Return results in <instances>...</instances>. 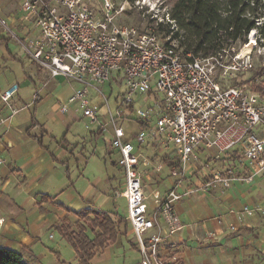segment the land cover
Segmentation results:
<instances>
[{"label":"built area","instance_id":"built-area-1","mask_svg":"<svg viewBox=\"0 0 264 264\" xmlns=\"http://www.w3.org/2000/svg\"><path fill=\"white\" fill-rule=\"evenodd\" d=\"M22 8L39 30L23 43L30 58L51 77L80 85L59 111L74 106L80 118L97 123L85 127L107 133L118 153L124 182L116 194L126 199L125 220L139 253L132 264H165V244L184 226L177 201L216 187L225 193L233 182L250 183L264 173V37L255 27L236 47L195 56L178 49L175 39L164 44L152 25L141 29L118 21L124 7L115 9L112 0H23ZM153 18L174 26L168 10ZM255 57L261 59L257 68ZM111 76L124 84L114 112L102 90ZM90 88L103 97L104 113ZM18 89L13 83L1 93L11 115L28 106L12 104ZM137 94L151 100L146 110L135 108ZM128 119L141 125L132 136L137 147L122 125ZM144 143L155 148L153 155L141 152ZM260 211L258 204H244L239 217Z\"/></svg>","mask_w":264,"mask_h":264},{"label":"crops","instance_id":"crops-1","mask_svg":"<svg viewBox=\"0 0 264 264\" xmlns=\"http://www.w3.org/2000/svg\"><path fill=\"white\" fill-rule=\"evenodd\" d=\"M22 4L23 0H0V247L14 249L31 264H38L32 250L37 236L30 214L34 213V222L42 221V224L53 227L65 218L74 222L77 216L73 211L101 208L92 201L91 186L88 192L77 194V170H71L69 159V154H73L70 141L63 138L53 144L52 134L45 129V118L38 116L35 108L30 111L27 106L11 115L10 107L1 99V93L13 83L19 84V80L33 83L35 101L42 97L38 88L41 84L46 86L49 78L58 79L59 84L76 83L61 76L51 77L30 58L23 43L36 38L39 30L33 18L25 16ZM41 76L44 82L36 83L35 80ZM19 90L20 86L12 100L14 106L25 104ZM71 120H76V117ZM90 133L95 139L102 134ZM159 184L164 189L167 180ZM229 189L232 192L224 198V193L216 187L176 202L175 207L184 226L165 244V253L169 256L167 261L177 260L178 264H262L256 256L261 253L264 260V248L259 250L264 243V212L239 217V210L244 204L254 206L256 203L264 208V173L256 175L250 183L235 181ZM42 195L63 207L49 200L41 201ZM234 196L238 199H233ZM40 201L41 207L46 209L44 213L37 211ZM230 224H234L236 229L231 230ZM128 226L126 222L125 236ZM211 232L213 235L209 236ZM50 237H53L52 233ZM130 244L137 250L134 242ZM55 264L71 263L58 258Z\"/></svg>","mask_w":264,"mask_h":264},{"label":"rangeland","instance_id":"rangeland-1","mask_svg":"<svg viewBox=\"0 0 264 264\" xmlns=\"http://www.w3.org/2000/svg\"><path fill=\"white\" fill-rule=\"evenodd\" d=\"M112 2L115 9H119L122 6L124 7V11L117 15L118 21L144 29L153 24H149V18L152 16L154 17L155 14L160 16L162 12L165 14L174 0H112ZM260 18H264V15ZM158 19L159 18H157V20ZM262 23H264V21H262ZM236 46H238V44L235 45V47ZM260 62L261 59L258 57L254 58L256 68ZM255 71L258 70L248 71L243 74L242 77L250 78L254 75ZM35 81L36 83L40 81V84L44 82L42 76ZM19 82V93L23 96L25 103L28 104L29 110L31 111L35 108L36 114L45 118V129L52 134L54 138L51 139L53 144L66 138L70 141L71 147L73 145V154L71 156L69 154V159L71 160V170H77V194L88 192L89 186H91L93 189L91 190V195H93L92 201L94 200L95 206L103 210L116 212L119 216L125 218L127 216L126 199L122 195L116 194V192L123 188V172L118 165V153L112 147L110 136L107 133H102L97 139L91 136L89 129H95L97 123L91 124L87 118L77 119L81 114L80 112L77 113L74 111V106H72L71 110L67 113H61L59 111V105L65 101L68 95L67 93L80 85L78 83L59 84L58 79L49 78L46 86L43 87L41 84L40 88H38L41 94L40 96L42 97L35 101V86L33 83L30 80H19ZM123 89L124 84H118L113 80L112 76L102 86L103 93L108 97V102L113 112L116 111V100L119 99V96L121 97ZM90 93L92 96L94 95L93 102L100 106V113H104L103 97L96 95L91 88ZM135 99V108L140 107L142 110H146L147 105L151 102V100L146 101L145 96L139 94L135 96ZM73 117H76V120H71ZM132 117H135V114L132 115ZM101 118L103 119L104 117ZM57 121H59V123H57ZM87 123H90L89 129L85 127ZM122 125L128 139L137 147L138 142L135 138H132V136L140 131V123L136 119H128L124 120ZM145 144L146 143L140 146L141 152L148 156L153 155L156 151L155 148ZM76 159L78 166L76 165ZM116 161L117 164H115ZM230 191V189L226 190L223 194V198L228 196ZM211 197H213V194H211ZM218 197H216V201H218ZM233 199L238 198L234 196ZM239 201L241 202V200ZM244 202L245 201H242V203ZM225 205H228V203H225ZM37 211L44 213L46 209L40 210L38 208ZM29 219L33 224L35 223L34 228L37 241L32 250L34 257H37L36 261L38 264H55L58 258L75 264L76 259L72 247L61 237L56 228L50 227L49 224L46 223L42 224V221L34 222V213L30 214ZM126 229L127 227L125 231ZM51 233L53 234L52 238L50 237ZM134 240V234L130 231V226H128L127 236H125L124 233L120 234L113 245L100 251L95 256L92 264L130 263L132 259L139 257L138 250L133 248L130 244V242H134ZM256 248L258 249V246H256ZM262 248H264V243L259 250ZM261 255L262 254L259 253L256 259L264 264Z\"/></svg>","mask_w":264,"mask_h":264},{"label":"trees","instance_id":"trees-1","mask_svg":"<svg viewBox=\"0 0 264 264\" xmlns=\"http://www.w3.org/2000/svg\"><path fill=\"white\" fill-rule=\"evenodd\" d=\"M168 13L174 26L164 21L154 23L153 17L149 18V24L153 23L155 33L164 44L177 40L178 49L183 53L214 55L222 48L245 42L247 34L255 27L264 37V23L257 26L255 22L264 15V0H174ZM44 200L63 207L42 195L41 201ZM41 201L38 206L43 210ZM73 213L77 216L74 222L65 218L53 227L74 250L77 264H90L101 250L115 243L125 231V219L110 211L89 207ZM0 264L31 263L20 252L0 247ZM165 264L178 262L166 261Z\"/></svg>","mask_w":264,"mask_h":264},{"label":"bare ground","instance_id":"bare-ground-1","mask_svg":"<svg viewBox=\"0 0 264 264\" xmlns=\"http://www.w3.org/2000/svg\"><path fill=\"white\" fill-rule=\"evenodd\" d=\"M253 44V36L251 35V43L249 45Z\"/></svg>","mask_w":264,"mask_h":264}]
</instances>
